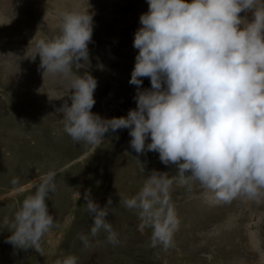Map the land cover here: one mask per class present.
<instances>
[{"label": "clouds", "instance_id": "clouds-1", "mask_svg": "<svg viewBox=\"0 0 264 264\" xmlns=\"http://www.w3.org/2000/svg\"><path fill=\"white\" fill-rule=\"evenodd\" d=\"M147 3L133 39L138 54L129 83L137 88L136 107L126 117L103 119L93 113L97 81L87 71H72L73 65L79 69L84 61L89 63L94 12L88 0L83 8L62 14L58 34L43 36L30 48L32 39L25 56L34 60L38 55L44 73L70 77L67 96L48 98L64 100L57 109L64 131L74 142L89 146V154L105 133L128 129L130 147L137 154L155 151L162 163L177 166L175 176L153 170L138 193L120 198L126 208L138 211L142 230L152 229L151 246L167 249L180 225L171 196L174 183L198 182L225 202L264 196V0ZM249 11L251 21L240 15ZM145 77L150 88L141 87L140 78ZM57 174L49 170L26 187L19 186V178L12 179L14 194L32 190L18 202L13 218L3 220L11 233L6 242L15 248L40 251L43 236L54 225L46 201L57 190ZM84 198L93 220L80 236L85 246L89 236L101 230L109 243L117 244V233L107 219L111 198L103 207L90 191ZM77 260L69 253L54 264Z\"/></svg>", "mask_w": 264, "mask_h": 264}, {"label": "rangeland", "instance_id": "rangeland-1", "mask_svg": "<svg viewBox=\"0 0 264 264\" xmlns=\"http://www.w3.org/2000/svg\"><path fill=\"white\" fill-rule=\"evenodd\" d=\"M88 2L94 12L89 63L84 61L79 69L73 65L72 71H87L96 79L93 113L103 119L105 114L109 119L126 117L136 107L137 88L129 83L138 54L134 33L148 3ZM84 4L85 0H0V264H54L69 253L78 258L77 264H264V196L225 202L198 182L174 183L171 196L179 228L172 246L152 247V229L142 230L138 211L126 208L120 198L138 193L153 170L175 176L177 166L162 163L155 151L137 154L130 147L128 129L105 133L92 154L89 146L74 142L64 131L57 113L64 100L50 101L48 95L67 96L70 77L44 73L40 57L32 60L25 53L32 39L30 48L43 36L58 34L64 12ZM240 15L253 19L251 11ZM140 79L142 88H150L148 78ZM49 170L58 173L57 190L46 201L54 225L43 236L39 252L15 248L6 242L11 233L3 220L13 218L18 202L32 190L14 194L11 181L19 178V186L26 187ZM89 191L101 207L111 198L107 219L117 233V244L109 243L103 230L89 236L88 246L80 239L93 223L85 206Z\"/></svg>", "mask_w": 264, "mask_h": 264}, {"label": "bare ground", "instance_id": "bare-ground-1", "mask_svg": "<svg viewBox=\"0 0 264 264\" xmlns=\"http://www.w3.org/2000/svg\"><path fill=\"white\" fill-rule=\"evenodd\" d=\"M105 116H106V119H109L108 115L105 114Z\"/></svg>", "mask_w": 264, "mask_h": 264}]
</instances>
